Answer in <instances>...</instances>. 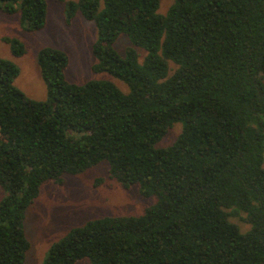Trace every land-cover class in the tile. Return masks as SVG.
<instances>
[{"label": "trees", "instance_id": "obj_1", "mask_svg": "<svg viewBox=\"0 0 264 264\" xmlns=\"http://www.w3.org/2000/svg\"><path fill=\"white\" fill-rule=\"evenodd\" d=\"M56 1L66 25L78 14L95 23L91 69L123 83L70 82L66 52L45 46L46 98L35 100L0 57V264H24L25 212L46 180L103 161L123 188L156 201L72 227L41 264H264V0H173L163 14L160 0ZM0 11L27 32L46 25V0H0Z\"/></svg>", "mask_w": 264, "mask_h": 264}, {"label": "rangeland", "instance_id": "obj_2", "mask_svg": "<svg viewBox=\"0 0 264 264\" xmlns=\"http://www.w3.org/2000/svg\"><path fill=\"white\" fill-rule=\"evenodd\" d=\"M173 0H160L159 13H165ZM47 21L44 28L27 32L22 29L17 15H8L0 11V57L13 61L19 67L15 85L28 97L45 100L46 87L40 76L36 55L40 48L51 46L59 48L68 55L65 76L68 81L84 83L89 80H110L118 86L122 81L108 73H97L91 69L95 58L91 46L97 38L93 21L78 14L70 25L64 23L63 4L56 0H46ZM4 36L21 40L26 52L16 57L12 55ZM130 45L126 35H120L114 47L120 54ZM142 56L143 49L137 48ZM180 131L176 124L157 144L168 145ZM105 161L80 174L64 176L59 184L46 180L40 187L38 197L25 212L24 228L30 247L24 264H41L49 246L59 240L72 227L82 226L88 220L107 215H139L156 201L155 196L142 197L138 184L123 188L107 173ZM4 191L0 188V199ZM231 220L238 224L241 231H246L249 224L239 217ZM76 264H90L82 259Z\"/></svg>", "mask_w": 264, "mask_h": 264}]
</instances>
